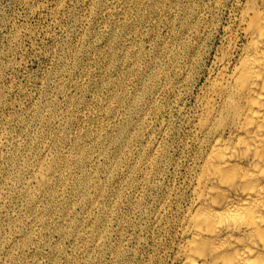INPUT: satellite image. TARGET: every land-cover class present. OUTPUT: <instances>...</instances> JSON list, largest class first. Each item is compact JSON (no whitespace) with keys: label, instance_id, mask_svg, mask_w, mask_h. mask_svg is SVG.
<instances>
[{"label":"rangeland","instance_id":"obj_1","mask_svg":"<svg viewBox=\"0 0 264 264\" xmlns=\"http://www.w3.org/2000/svg\"><path fill=\"white\" fill-rule=\"evenodd\" d=\"M223 1L0 0V264H173Z\"/></svg>","mask_w":264,"mask_h":264},{"label":"bare ground","instance_id":"obj_2","mask_svg":"<svg viewBox=\"0 0 264 264\" xmlns=\"http://www.w3.org/2000/svg\"><path fill=\"white\" fill-rule=\"evenodd\" d=\"M223 39L189 118L173 264H264V0H236Z\"/></svg>","mask_w":264,"mask_h":264}]
</instances>
